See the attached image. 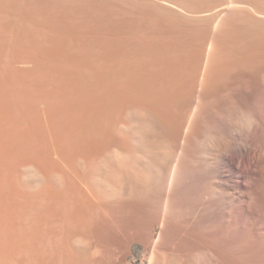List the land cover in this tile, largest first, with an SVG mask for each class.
<instances>
[{
	"label": "bare ground",
	"instance_id": "1",
	"mask_svg": "<svg viewBox=\"0 0 264 264\" xmlns=\"http://www.w3.org/2000/svg\"><path fill=\"white\" fill-rule=\"evenodd\" d=\"M201 39L164 70L158 56V70L124 66L111 84L100 73L109 85L69 75L44 92L38 67L33 91L20 75L0 142V204L17 231L72 264H264V66L251 52L224 75Z\"/></svg>",
	"mask_w": 264,
	"mask_h": 264
},
{
	"label": "rangeland",
	"instance_id": "2",
	"mask_svg": "<svg viewBox=\"0 0 264 264\" xmlns=\"http://www.w3.org/2000/svg\"><path fill=\"white\" fill-rule=\"evenodd\" d=\"M224 4H229L231 6L235 4V6L225 13L219 10L222 9L221 7H223ZM216 10L217 12H215ZM206 12L207 14L211 13V16L212 14L216 15L217 13L218 16L216 15V18H212L205 14ZM205 36L211 37V51H213V55H215V59L217 58L216 60H218L220 65L217 61L216 63L220 68L223 67V71H229V63L232 64L230 66V73L231 71H235V69L242 71V69L245 68L244 64H246L247 61L244 60V63V61L240 62V60L247 59V56L251 58L252 55V61L258 59V61H253L254 63H252V65L259 68L257 65L260 64V68L263 67L264 0H0V119L2 118L0 121V142L2 140L1 126L3 117L6 113V107L17 109L21 105L20 102H22L17 91L22 81H19L22 79V76L20 75H23L24 73L27 75L29 73L30 76H27V82L30 84V88H33V91L36 89L35 87L39 86L36 77H34L36 73L35 71L38 67H43L42 70L45 75V86L43 87L47 88L46 85H48L47 89H42L44 92L45 90L49 91L54 87L53 85H55V87L62 85V82H65L68 79L73 83L72 85L75 88L77 87L76 84L82 79L87 78L89 75L88 78L92 76L90 78L92 82V79H94L93 77L96 76L95 80L97 81L94 80V84L95 82L97 84L98 82L99 84L103 82V80L99 78L100 76L102 79H105L102 84H106L108 81L111 84L115 79L114 77L117 76L116 74H119L117 72H120V68H122V71L127 67V70L128 67L131 68L132 65L136 66L137 64L139 65V63L141 65L142 63V65L146 64L144 67L147 71L156 68V70H158V67L156 66H159L158 64L160 63L156 62L157 64H154V60H162L160 62L163 65L165 64L163 61L166 60V57L168 58L169 55H175V53L179 54V51H182L180 54L186 51H192V48H195L196 46L195 43L193 47V41L198 39L196 41L199 42L202 40L201 38ZM46 38L49 39L46 40ZM186 41L191 44L186 43ZM186 45H192V47L187 48L190 50H186V48L183 47V49H185V51H183L182 46ZM197 46L196 48L198 49ZM247 46L250 50L247 49ZM176 47L180 49H176ZM39 51L41 54H39ZM215 52L216 54L220 53V55L216 56ZM39 55H41L42 58H40ZM162 55L168 56L162 57ZM223 55L227 56V59L226 57L224 58ZM242 55H245V58L244 56L241 58ZM158 56L160 57V60ZM218 56L222 57L218 58ZM157 57L158 59H155ZM254 57L256 58L254 59ZM152 58H154V60ZM38 59L42 60L38 62ZM71 59H73L74 62ZM220 60L223 61V63ZM106 61H108V63ZM149 62L153 64L155 68L153 65H150ZM255 62H258V64H255ZM53 63H55V65ZM148 64L151 66L150 68ZM242 64L243 66L241 67ZM261 64L263 66H261ZM31 66L32 68L30 69ZM162 67L163 68H159L164 70V65ZM59 68H61L60 71ZM110 68L111 70H109ZM161 69L159 71H161ZM78 70L80 71L78 72ZM47 71H50L49 74ZM107 71L109 73H107ZM225 71L223 72L224 75H226ZM112 72L115 75L113 77L114 79L110 81L113 76ZM31 73L33 74L31 75ZM100 73L103 75L106 74L107 79L109 78L108 81H106V77L104 76L103 78ZM230 73L228 72L229 75ZM56 74L57 76L55 77ZM228 74L226 77H228ZM71 75L73 77H71ZM66 76H69L70 78L67 79ZM62 79L64 81H62ZM32 80L34 81L32 82ZM76 80L78 82H76ZM57 82H60V84L56 85ZM109 83L106 85H109ZM5 88L12 89V92L16 94V97H14L15 94H11V106L6 104V96L4 93ZM1 208L2 203L0 204V264H38L34 261L36 255L45 256L46 260L44 259L42 264L66 263V261L58 255L59 253H57L56 250V252L53 251L55 248L53 250L51 249L52 251H48L50 249L48 246L45 248L38 247L36 244L37 236L34 231L32 233L29 229V232H27L25 229L27 233H24L22 232L24 230H22V228L21 230L19 229L20 231H17V225H12V222L14 223L15 217H18V213L15 214L13 212L14 214H9L7 212H2L3 209ZM6 214L10 217L6 216ZM12 215L13 217H11ZM8 217L11 220L14 218L12 222ZM7 218L10 221H8ZM6 225H9V228ZM14 228L15 230H11ZM2 241L4 243H2ZM20 245L21 247H19ZM38 252H41V254ZM43 252L44 254H42ZM48 252H52V254H48ZM48 255H51L52 258L50 259L51 256L49 257ZM55 258H58V260ZM60 259L63 261L61 262ZM68 262L69 264H72L71 259L67 260L66 264H68ZM73 262L75 264L77 263L75 261ZM79 263L80 262L77 264Z\"/></svg>",
	"mask_w": 264,
	"mask_h": 264
}]
</instances>
